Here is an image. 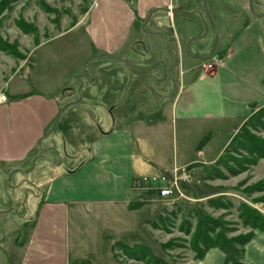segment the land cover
Here are the masks:
<instances>
[{"label": "crops", "instance_id": "obj_1", "mask_svg": "<svg viewBox=\"0 0 264 264\" xmlns=\"http://www.w3.org/2000/svg\"><path fill=\"white\" fill-rule=\"evenodd\" d=\"M248 1L212 0L206 21L202 0H101L91 18L95 66L81 75L89 83L83 81L80 98L72 82L81 76L68 67L65 53L44 56L39 72L37 62L29 64L28 91L7 95L6 82L2 92L8 100L0 103V182L34 173L37 180L31 193L20 192L15 180L7 202L0 200V264L98 261L82 241L75 243L79 220L111 221L126 230L128 209L159 199L145 197L154 192L142 178L170 169L160 157L167 118L174 124L172 166L188 171L215 164L247 119L264 109V0H257L254 14ZM228 5L237 13H223ZM214 28L222 38L215 53L223 63L209 70ZM200 138L221 140L202 143L201 150ZM75 146L79 157L70 166L51 165L44 157L60 149L71 158ZM38 158L43 161L28 171ZM254 167H264V159ZM96 233H91L93 242L99 239ZM250 233L242 263L264 264V231ZM224 260L215 247L197 264Z\"/></svg>", "mask_w": 264, "mask_h": 264}, {"label": "rangeland", "instance_id": "obj_2", "mask_svg": "<svg viewBox=\"0 0 264 264\" xmlns=\"http://www.w3.org/2000/svg\"><path fill=\"white\" fill-rule=\"evenodd\" d=\"M96 1L0 0V92L3 91L7 81V95L30 90L33 76L27 73L29 64L37 62L34 70L39 72L45 68L41 65L44 56L48 57L54 53L67 54L68 67L77 68L80 76L90 74L91 68L95 66L93 58L96 56V46L91 39L93 23L91 18L101 0ZM202 1L205 9L204 19L208 21L210 13L208 6L212 0ZM219 2L224 3L226 0H219ZM247 4L252 14L258 11L257 0H249ZM88 9L89 16H86ZM223 13L232 15L237 13V10L228 5L223 7ZM216 18L219 23L222 22L220 14L215 15ZM191 19L196 21L194 17ZM204 26L212 30L209 23L205 22ZM141 32H146L145 28H142ZM221 40L222 38L218 36L214 28V44H218L217 50L222 47ZM142 46L141 43L135 45L138 51L142 50ZM70 58L76 61L71 62ZM50 63L48 60L46 68L51 66ZM66 68L64 66V69ZM83 81L87 86L89 82L82 76H75L72 82L77 88L78 98L81 97ZM164 124L167 129L166 150L160 152V157L169 164L170 169L160 173L171 174L173 168L176 167L172 166L174 162V124L168 118ZM57 132L56 129L54 134ZM254 134L264 138V130H259ZM209 140L216 144L221 139L200 138L197 144L198 149L202 150V143L205 144ZM75 147L68 153L71 158H66L60 149H54L51 153L45 152L44 157L51 165L62 162L63 165L70 166L75 162L73 158L79 157L78 148ZM212 151L214 154L216 150ZM247 158L248 156L241 152L231 151L224 157L223 165L213 164L204 169L195 170L197 168L195 167L194 170H188L190 181L181 186V192L186 199L181 198L172 202L167 199H155L133 206L127 211L129 212L127 216L129 228L126 230L118 229L115 226L120 225L118 223L112 225L111 221L103 223V220L97 221L94 218L79 220L81 232L77 234L75 243L82 241L84 248L87 246L88 251L96 253L98 261L94 264H119V260L134 264V261L127 260L120 251L117 252L119 260L115 257L113 247L117 242L128 247L146 246L154 256L169 264H196L195 254L190 250V243L197 224L204 221L205 217L215 221L211 227L214 230L213 234H221L227 239H235L250 233L251 228L244 225V221L240 219L242 209L245 210L244 213L257 212L264 217V167L256 169L255 164L245 165V169H239L234 166V160L242 161ZM198 159L201 158L198 156ZM36 160L33 159L26 167L28 171L43 161L42 158ZM228 169L234 172L231 173ZM18 179L21 185L20 192L29 193L30 191L31 193V184L36 183L37 177L35 173L12 178L9 175L6 178L7 181L0 182V200L4 204L13 193L14 181ZM211 192L216 196L208 200L202 197ZM151 194L145 197L151 198L157 195L155 192ZM1 206L0 210H2ZM207 225L206 223L201 227L205 229ZM92 229L95 233L97 232L94 237L99 238L94 242L92 241ZM168 241H172L174 247L171 250H164L162 245ZM93 248H96V252ZM236 248L239 249V246L236 245ZM135 264L143 263L136 262Z\"/></svg>", "mask_w": 264, "mask_h": 264}, {"label": "trees", "instance_id": "obj_3", "mask_svg": "<svg viewBox=\"0 0 264 264\" xmlns=\"http://www.w3.org/2000/svg\"><path fill=\"white\" fill-rule=\"evenodd\" d=\"M259 130H264V109L258 110L247 119V121L231 139L223 154L215 162V166H219V164H222L224 157L231 151H238L248 156L247 159H244L242 161H233L234 166L239 167V169H245V165H255L258 160L264 159V138H261L258 135L254 134V132H258ZM228 171L231 173L234 172L233 170L229 169ZM241 211L242 213L240 215V219L244 221V225L249 226L252 230L258 229L264 231V217H262L257 212H253L252 214V212L244 213V209H242ZM247 214H249L250 216H248ZM204 219V221L197 224L195 233L192 235V244L190 243V250L195 254L194 260L196 262L200 261L208 249L216 247L220 249L225 255L224 264H243V247L249 241L251 233H248L247 235L242 237H237L235 239H227L221 234H213L214 230L211 227L213 226L215 221H212V219L209 217H205ZM206 223L208 225L205 226V229L202 228L201 225L204 226ZM188 235H190V233H188ZM236 245L239 246V249L236 248ZM162 247L164 250H171V248L174 246L172 245V241H168L166 244H163ZM118 251H120L127 260H132L135 263L142 262L143 264H169L163 259L154 256L148 250V248L143 245L128 247L121 242L115 243L113 252L115 257L119 260V257L117 255ZM73 264L92 263L89 260H83ZM119 264L132 263H127L119 260Z\"/></svg>", "mask_w": 264, "mask_h": 264}, {"label": "built area", "instance_id": "obj_4", "mask_svg": "<svg viewBox=\"0 0 264 264\" xmlns=\"http://www.w3.org/2000/svg\"><path fill=\"white\" fill-rule=\"evenodd\" d=\"M223 59L214 57L207 64V69L213 70L222 65ZM8 100L4 92H0V103ZM190 181V174L187 170L173 168L171 174L166 172L159 173L155 176H146L142 178V182L149 185L148 190L157 194V197L162 200L176 201L186 197L181 192V186Z\"/></svg>", "mask_w": 264, "mask_h": 264}, {"label": "flooded vegetation", "instance_id": "obj_5", "mask_svg": "<svg viewBox=\"0 0 264 264\" xmlns=\"http://www.w3.org/2000/svg\"><path fill=\"white\" fill-rule=\"evenodd\" d=\"M215 46H216V45L213 46L212 52L210 53V56H209V58L207 59V60H208V63H209V62L212 60V58H214V57H217V58H221V59H223V56L218 55L217 53H215Z\"/></svg>", "mask_w": 264, "mask_h": 264}, {"label": "water", "instance_id": "obj_6", "mask_svg": "<svg viewBox=\"0 0 264 264\" xmlns=\"http://www.w3.org/2000/svg\"><path fill=\"white\" fill-rule=\"evenodd\" d=\"M250 5V4H249ZM178 10H169V12H171V13H175V12H177ZM150 15H151V13L149 14V16L147 17V19H146V21L148 20V18L150 17ZM62 110H63V108H62ZM61 110V111H62ZM60 113L61 112H59V114L57 115V117H56V120H55V122H54V125H55V123H56V121L58 120V118H59V116H60ZM54 127V126H53Z\"/></svg>", "mask_w": 264, "mask_h": 264}]
</instances>
